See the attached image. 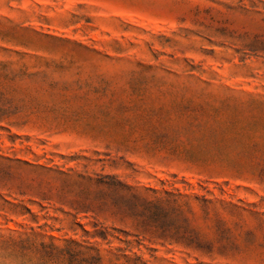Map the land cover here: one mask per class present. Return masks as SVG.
Segmentation results:
<instances>
[{"label": "rangeland", "instance_id": "obj_1", "mask_svg": "<svg viewBox=\"0 0 264 264\" xmlns=\"http://www.w3.org/2000/svg\"><path fill=\"white\" fill-rule=\"evenodd\" d=\"M0 93V197L37 215L0 211L1 234L85 240L80 175H108L176 198L201 248L101 214L132 241H98L104 264H264V0H0ZM41 182L49 200L18 195Z\"/></svg>", "mask_w": 264, "mask_h": 264}, {"label": "trees", "instance_id": "obj_2", "mask_svg": "<svg viewBox=\"0 0 264 264\" xmlns=\"http://www.w3.org/2000/svg\"><path fill=\"white\" fill-rule=\"evenodd\" d=\"M7 103L8 101L0 93V120L15 112L6 106ZM0 173L3 176H9L11 174L10 166L0 163ZM69 176L64 175L65 180H68ZM80 178L92 184L94 190H90V187L85 188L81 191L83 198L71 202V207L75 211L74 219L76 215L83 213L84 218L90 215L95 220L90 224L91 229H86L84 228L85 224L75 221L70 224L69 229L76 231L73 225L80 228L81 236L85 240L78 241L68 238L58 242V238L55 236L39 234L32 226L28 228L29 232L8 228L6 234L0 233V248L6 251L8 256L13 257L17 261L16 264H104V256L99 247L95 245L98 241L111 244L113 240H117L123 242L126 248H130L132 241L128 239L129 233L115 226L108 227L103 222H99L97 217L101 214H108L113 219L122 222L131 220L134 227L141 231L152 229L163 233L172 229L174 233L170 235V238L196 249L201 248L197 237L179 234L178 228L174 226L176 216L173 217V212H169L167 207L170 203L175 204L176 198L148 199L108 175H96L95 178L80 175ZM47 185L48 183L42 185V182L36 185L27 184L17 193L23 197L26 195L25 189H33L36 190V197L40 201H47L51 196V190L46 189ZM1 199L0 211L5 213L4 217L13 216L21 220L29 218V220L37 222V215L22 201L14 203L5 198ZM33 201L30 200V202ZM39 205L42 209L44 208L40 202ZM6 221L14 220L9 217ZM46 226L48 224L44 222L38 228L42 229ZM90 239L94 243H91ZM116 250L120 251V249Z\"/></svg>", "mask_w": 264, "mask_h": 264}]
</instances>
